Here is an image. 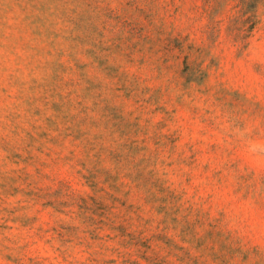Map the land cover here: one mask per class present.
<instances>
[{
    "label": "rangeland",
    "instance_id": "1",
    "mask_svg": "<svg viewBox=\"0 0 264 264\" xmlns=\"http://www.w3.org/2000/svg\"><path fill=\"white\" fill-rule=\"evenodd\" d=\"M264 0H0V264H264Z\"/></svg>",
    "mask_w": 264,
    "mask_h": 264
},
{
    "label": "clouds",
    "instance_id": "2",
    "mask_svg": "<svg viewBox=\"0 0 264 264\" xmlns=\"http://www.w3.org/2000/svg\"><path fill=\"white\" fill-rule=\"evenodd\" d=\"M249 151L257 156L264 155V143L253 142L248 146Z\"/></svg>",
    "mask_w": 264,
    "mask_h": 264
}]
</instances>
